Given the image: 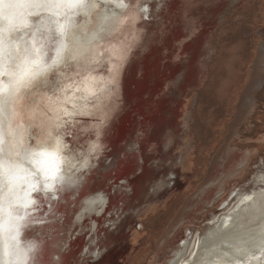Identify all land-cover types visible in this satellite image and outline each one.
Instances as JSON below:
<instances>
[{
  "label": "rangeland",
  "instance_id": "1",
  "mask_svg": "<svg viewBox=\"0 0 264 264\" xmlns=\"http://www.w3.org/2000/svg\"><path fill=\"white\" fill-rule=\"evenodd\" d=\"M43 12L53 56L49 29L60 17L24 4L15 22L20 30ZM92 14L98 37L82 36L70 66L23 84L4 125L11 160L55 143L71 160L62 191L50 181L40 188L45 212L29 246H44L50 264H175L182 253L190 261L200 238L264 195V0H95Z\"/></svg>",
  "mask_w": 264,
  "mask_h": 264
},
{
  "label": "snow or ice",
  "instance_id": "2",
  "mask_svg": "<svg viewBox=\"0 0 264 264\" xmlns=\"http://www.w3.org/2000/svg\"><path fill=\"white\" fill-rule=\"evenodd\" d=\"M5 0H0V5ZM22 4H28L32 7L52 11L59 5L50 3L48 0H8L7 10L0 11V22L4 27H0V112H7L11 104L12 96L24 83L30 81L35 76L49 68V60L55 63L61 56L62 49H54L55 56H49L47 51H40L36 46L37 36L34 33L24 32L8 41V47L5 48L2 33L6 30L10 35L18 31L15 22V9ZM53 15L55 13L53 12ZM43 25L37 28L41 33L40 39H45ZM49 31H55L49 29ZM32 36V44L25 39L26 36ZM53 41L55 37L46 38ZM7 77V81L3 79ZM7 95L4 96V93ZM3 130L0 129V192L6 191V196H0V246H6L10 251L17 249V236L23 227H26L29 221H26L25 210L35 203L36 197L33 195L41 187L48 188L56 183H64L65 177L59 174L57 160L58 152H48L46 150L24 151L18 153V161H7V153L3 147ZM32 167H25V165ZM40 165V167H37ZM24 222V223H21ZM35 250V245H30L25 254ZM0 247V254H2ZM4 264H18L16 261L8 260Z\"/></svg>",
  "mask_w": 264,
  "mask_h": 264
},
{
  "label": "bare ground",
  "instance_id": "3",
  "mask_svg": "<svg viewBox=\"0 0 264 264\" xmlns=\"http://www.w3.org/2000/svg\"><path fill=\"white\" fill-rule=\"evenodd\" d=\"M94 1L50 0V3L59 5L50 11V14L53 15L54 12V16L61 18L60 23L56 22L58 20L55 17H52V21L55 24V36L57 38L55 48L60 47L62 51L60 58L55 63H51V66L46 71L68 67L73 63L72 60L69 61L67 58L71 53H74L73 49L81 42L82 36L90 35L89 31L92 28L90 24L93 23L92 10L94 8ZM64 3L68 5L69 9L68 11L62 12L61 5ZM97 37V32H93L90 35L91 40ZM52 55L53 57L55 56V51ZM63 150L64 146L59 143H55L51 148L46 149L48 152H58L59 157L61 156L57 161L60 170L59 174L67 178V171L63 167V164L65 161L70 163L71 160L62 154ZM73 176L70 177L71 180L68 178V184L71 190L79 188L80 185L78 179ZM65 182L66 180H64L63 184L56 183L55 186L59 187L62 191ZM262 196L264 195H257L256 199L252 202L251 209L243 213L241 211H235L236 213L234 212V216L231 218L232 221L229 218L226 222L220 223V226L211 229L204 238H200L197 250L194 252L190 261L182 262L185 255V253H182L175 264H264V200L260 203L262 200L260 197ZM88 208L89 205L86 206L82 213L87 212ZM259 210L263 212L258 215L257 211ZM248 216L251 217L250 221H246ZM240 222L247 224L241 228L239 225ZM40 246L35 245V250L29 254H25V250L22 252L18 249L19 256H10L8 258L6 257L3 246H0L3 249L2 254H0V264H4L8 260L16 261L18 264H24L26 257L28 258L25 264H50V252L44 246L42 249L39 248ZM194 246L196 248V243ZM61 264H64L63 260H61Z\"/></svg>",
  "mask_w": 264,
  "mask_h": 264
},
{
  "label": "water",
  "instance_id": "4",
  "mask_svg": "<svg viewBox=\"0 0 264 264\" xmlns=\"http://www.w3.org/2000/svg\"><path fill=\"white\" fill-rule=\"evenodd\" d=\"M7 1L5 0V2H7ZM3 5H5V3L0 5V7H2ZM23 6H24V4H22L20 7H23ZM62 8L65 9L67 7H62ZM47 15H49V14L48 13L45 14V12H43V13L38 14L37 16H34L33 18L31 17L32 19L29 20V23H27L26 27L24 26V28H21L20 30L16 31L17 32L16 34L15 33H13V34H15V37H17V36L21 35V33H24V32L34 33L37 36V40L35 42L36 46L39 47L40 45H43V47L45 48V51H47L48 55L51 56V52L50 51L48 52V49L51 47V43L47 42L46 39H40L41 33L37 31V28L40 27V21L44 18V16L46 17ZM10 38L11 37H5L4 38L5 44L6 43L8 44V41L10 40ZM25 39L29 42V44L33 43L31 35L26 36ZM5 44H4V46H5ZM47 45H50V47H48ZM43 47H42V49H43ZM34 78H32V79H34ZM3 79L6 82L8 78L4 77ZM32 79L30 81L24 83V84H27V86H28L30 84V82L32 81ZM24 88H25L24 85H22L21 87H19V89L12 96L11 104L9 105V107L7 109V112L6 113L5 112H0V129L3 130V133L5 132V126H4L5 123L9 124V121H11L12 118L14 119L13 107H14V105H16V103H14V101L17 100V97L19 96V93H21V91ZM6 95H7V92L4 93V96H6ZM16 95H17V97H16ZM3 98H4L3 96H0V100H2ZM20 130L23 133V129H20ZM26 151H29V149H27ZM5 152H7V151H5ZM7 161H13V160H11L8 157V155H7ZM29 167L31 168L32 166L29 165ZM42 193L43 192L40 191V190L38 192L34 193L33 195L36 197L35 203L31 204L29 206V208L25 210L26 221H29L30 223H28L26 227H23L20 230L19 235L17 236V238H18V240H17V248H19L22 252L27 249V247L30 244V240L32 238L34 240L37 238L35 236V233L37 231H39V230L34 229L33 226H34L35 223H37V221H41L40 215L44 214V212H45V211H43L44 209L40 208V203H39V201H40V196L39 195L42 194ZM29 217L30 218L33 217V220H30ZM21 223H24V222H21ZM30 232L33 233V234H31V237H29V235H27ZM27 258L28 257H26L24 259V264L26 263Z\"/></svg>",
  "mask_w": 264,
  "mask_h": 264
},
{
  "label": "trees",
  "instance_id": "5",
  "mask_svg": "<svg viewBox=\"0 0 264 264\" xmlns=\"http://www.w3.org/2000/svg\"><path fill=\"white\" fill-rule=\"evenodd\" d=\"M262 28H264V26L262 27ZM243 34H241L239 37H243L242 36ZM252 37H253V39L255 40L254 42L253 41H249L250 43L248 44L247 43V45H246V51H247V56H248V60H246V62H247V67L248 68H250L251 67V65H252V63H253V60L255 59V56H256V47H257V45H256V41H258L259 40V38H257L256 39V36H258V35H254V31L252 32ZM262 39H264V35H262V37H261ZM233 44H235L234 43V41H232L231 40V42H226L225 43V46L226 45H229V47L230 46H232ZM227 47V46H226ZM231 48V47H230ZM216 50H217V52H216V55L218 54V52H219V47L217 48L216 47ZM215 55V57H213V59H212V61H211V64H209L210 65V67L212 66V65H217L218 64V62H219V60H220V56H216ZM210 75V74H209ZM243 85L241 86V88L242 87H244V83H245V79H244V82H241ZM238 96V95H237ZM256 102H257V105H258V108H257V110H256V113H262V112H264V88L256 95ZM255 113V114H256ZM261 122L263 123V120H258L257 121V119L255 118V121H254V126H259V124H261Z\"/></svg>",
  "mask_w": 264,
  "mask_h": 264
}]
</instances>
